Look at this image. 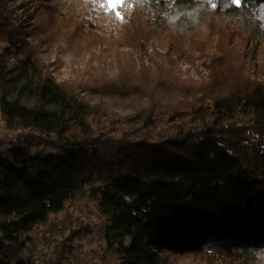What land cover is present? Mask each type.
Returning a JSON list of instances; mask_svg holds the SVG:
<instances>
[{"label": "trees", "instance_id": "1", "mask_svg": "<svg viewBox=\"0 0 264 264\" xmlns=\"http://www.w3.org/2000/svg\"><path fill=\"white\" fill-rule=\"evenodd\" d=\"M211 4L137 0L135 8L149 30L171 38L187 39L213 21L264 41V16ZM261 5L254 0L257 13ZM18 10L13 0H0V82L17 60L19 79L35 78L38 100L59 111L0 96L3 125L22 132L0 150V264H70L65 253L38 262L28 234L50 225L87 189L104 222L106 251L118 264H161L164 252L202 264H264V71L255 75L226 57L209 58L208 80L180 102L127 116L128 131L110 133L94 121L101 113L115 124L102 104L90 105L46 72ZM141 20L123 11L115 16L128 44L139 49ZM93 91L141 93L135 85L106 83ZM69 237L62 246L70 252Z\"/></svg>", "mask_w": 264, "mask_h": 264}, {"label": "rangeland", "instance_id": "2", "mask_svg": "<svg viewBox=\"0 0 264 264\" xmlns=\"http://www.w3.org/2000/svg\"><path fill=\"white\" fill-rule=\"evenodd\" d=\"M136 3L118 0L110 9L107 0H13L46 72L90 105L102 104L101 108L114 118L115 124L108 125L105 116L97 114L94 121L104 131L126 132L130 128L124 124L127 116L155 105L180 102L183 94L208 80L209 58L226 57L255 75L264 71V41H250L237 27L213 21L195 29L187 39L171 38L164 31L149 30L136 13ZM120 9L141 20L140 49L128 44L116 24L115 13L121 16ZM19 75L17 60L10 61L0 82V96L26 107L59 111L58 105L38 100L33 92L35 78L23 80ZM102 83L135 85L141 93L125 98L101 97L93 89ZM20 133L7 129L0 118V150L15 143ZM51 221L28 234L33 244L30 252L38 262L65 253L70 264H118L117 256L106 251L104 222L88 189L68 200ZM73 231L81 234L70 238ZM68 237L73 246L70 252L62 246ZM161 264L202 263L190 254L164 252Z\"/></svg>", "mask_w": 264, "mask_h": 264}, {"label": "snow or ice", "instance_id": "3", "mask_svg": "<svg viewBox=\"0 0 264 264\" xmlns=\"http://www.w3.org/2000/svg\"><path fill=\"white\" fill-rule=\"evenodd\" d=\"M189 2H191V0H189ZM117 3L118 0H107L110 9L116 7ZM225 4L235 5L237 8L243 7L244 9H250L252 10L253 15L264 16V5L260 6L261 11L257 13L253 7L254 0H212L211 6L220 9L221 6ZM115 14L117 17L120 15L119 12H116ZM260 27L264 28V21L261 22Z\"/></svg>", "mask_w": 264, "mask_h": 264}]
</instances>
